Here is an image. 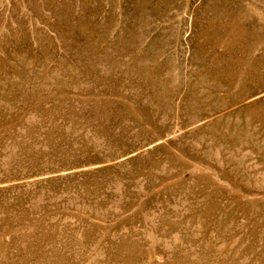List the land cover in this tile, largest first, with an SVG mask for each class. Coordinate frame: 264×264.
I'll list each match as a JSON object with an SVG mask.
<instances>
[{
  "label": "rangeland",
  "instance_id": "rangeland-1",
  "mask_svg": "<svg viewBox=\"0 0 264 264\" xmlns=\"http://www.w3.org/2000/svg\"><path fill=\"white\" fill-rule=\"evenodd\" d=\"M0 264H264V0H0Z\"/></svg>",
  "mask_w": 264,
  "mask_h": 264
}]
</instances>
